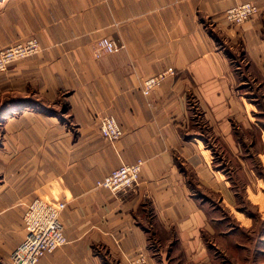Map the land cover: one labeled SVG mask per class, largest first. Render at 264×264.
<instances>
[{"label": "crops", "instance_id": "crops-1", "mask_svg": "<svg viewBox=\"0 0 264 264\" xmlns=\"http://www.w3.org/2000/svg\"><path fill=\"white\" fill-rule=\"evenodd\" d=\"M244 2L259 15L227 22ZM31 34L40 52L0 75V264L36 198L65 204L67 239L38 264H132L140 253L145 264H212L254 250V238L252 258L264 257V215L249 237L232 180L234 166L250 177L247 195L264 183V0H0V49ZM101 37L117 48L96 59ZM168 69L144 95V80ZM106 115L116 141L99 133ZM138 160L134 192L96 188Z\"/></svg>", "mask_w": 264, "mask_h": 264}, {"label": "built area", "instance_id": "built-area-1", "mask_svg": "<svg viewBox=\"0 0 264 264\" xmlns=\"http://www.w3.org/2000/svg\"><path fill=\"white\" fill-rule=\"evenodd\" d=\"M260 9L253 3L244 2L226 9L224 18L232 25H241L259 15ZM117 48L116 43L108 37H101L95 45L96 59L111 54ZM40 51L36 38H28L0 49V74L5 72L14 61L27 58ZM174 74L172 69L147 78L143 82V94L149 95L167 76ZM99 133L108 141L118 140L123 132L113 116H99ZM142 161L124 164L95 184L96 188L109 190L114 194L134 192L140 180ZM64 203L52 204L41 198L32 200L22 214L25 226V237L9 256V264H38L46 254H50L67 243L63 233L60 214ZM132 264H145L146 258L140 253Z\"/></svg>", "mask_w": 264, "mask_h": 264}, {"label": "rangeland", "instance_id": "rangeland-1", "mask_svg": "<svg viewBox=\"0 0 264 264\" xmlns=\"http://www.w3.org/2000/svg\"><path fill=\"white\" fill-rule=\"evenodd\" d=\"M31 37L35 38L34 35L31 34L29 36H25V39H23V40H26V39L31 38ZM14 43H16V42H14ZM39 49L41 50L40 44H39ZM34 55H36V54H34ZM29 57H31V56H29ZM29 57L14 61L13 63L24 62ZM13 63H11L10 66ZM10 66L7 68V70L5 72L1 73L0 75L5 74L9 70ZM17 99H21V98H17ZM21 100H25V99H21ZM16 103L21 104L22 107H25V104H23L22 101H18ZM220 167L223 168V171L225 172V177H228V174L230 172V167L227 165V163L221 162ZM232 168H234V170H235V171H233L234 175H232V177H233L232 180L234 181L233 183L236 184V188H237V191L239 193V197L243 201L242 205H246V210H245V212L241 218L243 221H245L246 224L249 223L248 230L246 232H249L250 230H252V232L249 234V237H252V236H254V234H256L255 230H257V228H260V226H261L260 221H256L257 218L258 217L260 218L261 216L264 215V210L262 209V200H264V183H262L261 177H259V180L257 183H255V181H253V183H254L253 188H254L255 194L249 192V194L247 195L245 185L247 184V180L250 181V177L246 176L245 172L237 171L234 166ZM250 194H254V197L252 198ZM250 210L253 211V216H251ZM242 232H243V239H244L246 232L244 233L243 230H242ZM244 244H246V242H244ZM249 244L251 245V240H249ZM252 244H255L254 250H253V248L252 249H241L237 252L236 256H230V254L227 252L221 253V254H215L212 256V264H261V260L264 257L258 258L256 255H254V258H252V252L256 251L257 244H258V242H256L255 238L252 240ZM252 246H254V245H252Z\"/></svg>", "mask_w": 264, "mask_h": 264}, {"label": "trees", "instance_id": "trees-1", "mask_svg": "<svg viewBox=\"0 0 264 264\" xmlns=\"http://www.w3.org/2000/svg\"><path fill=\"white\" fill-rule=\"evenodd\" d=\"M18 101H22L23 104H25V106H31L33 104H37L35 101L33 100H29V99H26V100H21V99H17V98H10V100H7L8 103H13V102H18Z\"/></svg>", "mask_w": 264, "mask_h": 264}]
</instances>
